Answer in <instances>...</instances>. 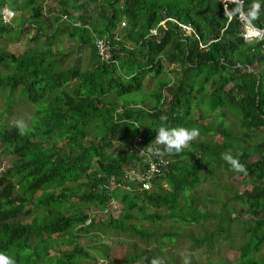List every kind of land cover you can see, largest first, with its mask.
Masks as SVG:
<instances>
[{"label":"trees","instance_id":"16d2710c","mask_svg":"<svg viewBox=\"0 0 264 264\" xmlns=\"http://www.w3.org/2000/svg\"><path fill=\"white\" fill-rule=\"evenodd\" d=\"M46 1L0 0V10L19 12L17 22L0 21V39L27 36L29 42L16 51L0 45L4 109L12 107L14 93L33 105L29 125L0 127L2 152L12 156L0 170V253L16 264H186L165 244L188 241L208 253L226 241L238 255L216 264H264V49L262 40L244 37L241 16L264 28V0L255 16L256 0L241 6L221 0H54L52 19ZM96 37L109 39L110 62L98 59ZM66 38L78 42L73 56L81 46L88 49L86 67L77 57L63 64L68 53L55 47ZM161 126L195 128L208 138L194 137L178 152L159 143L168 169L141 191L122 179L121 167L137 162L120 139L142 135L144 143L152 142ZM226 152L246 172L234 170ZM223 171L229 178L238 174L244 188L220 185ZM111 175L120 185L108 190L102 184ZM206 180L223 194L204 190L197 196ZM111 200L119 206L116 217L84 216L87 209L104 212ZM163 220L176 228L152 227ZM76 228L98 241L111 231L133 242L121 258L109 256L107 245H91V256L78 245ZM65 233L71 250L51 253ZM205 261L211 263L208 255Z\"/></svg>","mask_w":264,"mask_h":264},{"label":"rangeland","instance_id":"374dc122","mask_svg":"<svg viewBox=\"0 0 264 264\" xmlns=\"http://www.w3.org/2000/svg\"><path fill=\"white\" fill-rule=\"evenodd\" d=\"M45 5H46L45 8H46V12H47V18L52 19V17L54 16V12L56 10L57 4L54 0H47ZM90 7H91V5H90ZM14 19H15V22H17L19 20V12L16 13V16ZM29 31H30V33L28 34V36L30 37L31 35H33V31H32V29H30ZM27 38H28L27 36H24L19 41L18 40L13 41L10 38L4 39L2 37L0 39V45L4 49L6 48V49H9L12 51L20 50V49L24 48L27 44H29V42L27 41ZM77 43L78 42L73 40V39L70 40V39L66 38L65 40L61 41L58 45H56L55 48L61 50L64 53H68V57H66L64 59V62H63L64 65L74 64L75 62L73 61V58L77 57L79 66L81 68H84L87 66L88 63H90L88 49L84 46L83 47L81 46V48H79L77 51V56L76 55L73 56V54H71V53L73 51V48L75 46H78ZM118 71L119 70H117V72ZM168 76H169V73H166L161 77L167 78ZM158 79H156V81ZM156 81H151L150 83L147 84V87L149 89V95H153L151 93H153L154 88H156L155 87ZM162 88H163L162 85L160 87L158 86V89H161V91H162ZM136 95H137V97H139V96L142 97L143 93L138 92ZM149 95H147L146 98H148ZM12 100H13L12 107L9 110H5L4 105L6 102L4 99V92H0V111L2 113L0 115V124H1L0 127L10 128L14 125H18L17 124L18 120H23L24 125H29L30 124V116H31V113L33 111V105L28 103V101H26L23 97L18 96L17 93H14L12 95ZM195 116H196V113H195ZM228 118L231 119L233 117L231 114H228ZM207 120L208 119L205 118L202 121H207ZM213 137L217 141H220L222 139V137L220 135H214ZM195 138H208V137H207V135L202 136V135L198 134L195 136ZM2 148H3V145L0 144V169L7 167L9 165L10 159L12 158L11 154L8 153L7 151L3 150V152H2ZM90 166H91V168H94L95 163H92ZM211 179L213 180V178H211ZM240 180H241V178L238 174H234V176L232 178H229L228 174L225 171H223L220 173V179H218V181H219L218 183L220 185H225V184H229L231 182H234V183H236V187L239 190H242L244 187L239 185ZM214 181H215V179H214ZM103 184H102V186H103ZM73 185L75 187H78V188L81 187V184L79 182H75ZM204 190H207L209 192L213 191V190H214V192L217 191L212 185H210L209 180H206L201 185H199L195 189V193L197 196L200 197L204 193ZM216 193L222 195L223 191L219 190ZM202 201H204V200H202ZM115 203H116L115 200H111L108 203V205H107L108 207H106L104 212H100V211H97V210L92 208L90 211H88V209H87V212L85 214H87L89 216V213H90V215H94L96 219L97 218L105 219L109 214H111L113 217H116V215L119 212V208H118L119 206L117 207L116 206L117 204L115 205ZM205 203H206V200H205ZM206 204H208V203H206ZM152 227L153 228L158 227L160 229L165 230V229H169V228L175 227V226L170 221L163 220L160 223L152 224ZM74 235L78 236V245H82V247L85 248V251L88 254H90L91 256L96 255L95 252L90 248L91 245H95V246L98 245V247L103 248V250L105 249V246L107 245L109 256L121 258V257H123L126 250L128 249L129 244L133 242L132 237L127 236L126 234H123L121 232L117 233V232L108 231L103 236V239L101 241H98V239L95 238L96 237L95 234L82 233L78 230V228H76L74 230ZM69 237H70V234L65 233L61 237L56 239V241L54 243V250H52L51 253L55 254V253L70 251L71 245L68 242ZM237 239H240V237L237 236ZM99 242H101V243H99ZM237 242H240V240H238ZM234 245L235 244H233V245L230 243L228 244L226 241L219 242V244H215V248H213L208 253L205 251L204 246L192 247L188 241H176L173 245L166 243L164 248L170 249L171 253H176L175 257L177 258V261L179 263H184L186 261L196 263L199 260L206 262L205 259L208 255L211 263L210 262H206V263L207 264H216L218 262L219 258L222 256H225L228 259H233L238 255V251L234 248ZM85 262L87 264H105L104 259H99V260H97V262H94V261L87 259V260H85ZM134 264H141V263L135 262Z\"/></svg>","mask_w":264,"mask_h":264},{"label":"built area","instance_id":"2783aa9c","mask_svg":"<svg viewBox=\"0 0 264 264\" xmlns=\"http://www.w3.org/2000/svg\"><path fill=\"white\" fill-rule=\"evenodd\" d=\"M221 2L224 6H226V2H236L240 6L242 4V0H221ZM16 13L17 12L15 10L4 7L0 10V21L5 24H11L16 16ZM241 16L244 23V37L246 39L255 38L262 40L264 49V28L253 25L250 19L243 12H241ZM124 24V20L121 21V25ZM180 26L186 30H190V28L186 25L180 24ZM150 32L155 33V29H152ZM93 44L100 61L108 63L112 60V45L109 39L106 37H96ZM141 142L142 138L140 135H137L132 139V149L140 157V160L135 165L123 167L121 175L124 181L135 182L139 190L147 191L152 188V180L167 170L170 159L168 156L159 153L155 143L143 146L141 145ZM116 179L117 178L114 175H111L108 179H106L103 187L111 190L120 185Z\"/></svg>","mask_w":264,"mask_h":264},{"label":"clouds","instance_id":"9594fccd","mask_svg":"<svg viewBox=\"0 0 264 264\" xmlns=\"http://www.w3.org/2000/svg\"><path fill=\"white\" fill-rule=\"evenodd\" d=\"M261 2H262V0H256V2L253 4V11H252L253 16L258 14L260 7H261ZM17 124L21 129H23V127H24V121L23 120H18ZM135 126H137V124ZM156 133L157 134H156L155 138L158 141L152 140V142H148V143H144L143 142V136L140 135L142 138L141 145L144 146L146 144L155 143V146H156L157 150L159 151V153H162L163 155H166V156H168V155L165 154L164 151L160 150L159 143L164 145L165 148L169 152H171L173 150L178 152V151L182 150L184 145H186L196 135L199 134L197 129H195V128L190 129V128H186L183 126L172 127V128H169L166 126H161L157 129ZM134 137H136V136H134ZM134 137L122 136V138L120 139V142L123 143L124 141H126L128 143V146L126 147L128 152L134 154L136 156V162H138L140 160V157L132 149V147H133L132 146V139ZM223 158L226 162H228L232 166V168L234 170L240 171V172H246L245 165L240 163L239 159L237 157L233 156L231 153H228V152L224 153ZM125 166H129V165H123L121 167V170ZM2 169H0V170H2ZM0 264H16V260L14 257L8 256L4 253H0ZM152 264H162V262L159 260H153ZM186 264H187V261H186Z\"/></svg>","mask_w":264,"mask_h":264},{"label":"water","instance_id":"95a60500","mask_svg":"<svg viewBox=\"0 0 264 264\" xmlns=\"http://www.w3.org/2000/svg\"><path fill=\"white\" fill-rule=\"evenodd\" d=\"M85 217L87 216V214L84 215Z\"/></svg>","mask_w":264,"mask_h":264},{"label":"bare ground","instance_id":"6f19581e","mask_svg":"<svg viewBox=\"0 0 264 264\" xmlns=\"http://www.w3.org/2000/svg\"><path fill=\"white\" fill-rule=\"evenodd\" d=\"M168 169V168H167Z\"/></svg>","mask_w":264,"mask_h":264},{"label":"crops","instance_id":"0c3cea01","mask_svg":"<svg viewBox=\"0 0 264 264\" xmlns=\"http://www.w3.org/2000/svg\"><path fill=\"white\" fill-rule=\"evenodd\" d=\"M68 48V47H67Z\"/></svg>","mask_w":264,"mask_h":264}]
</instances>
